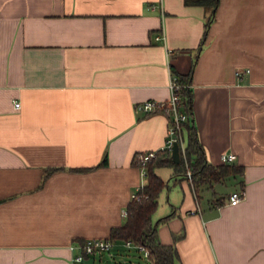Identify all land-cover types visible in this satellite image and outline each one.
<instances>
[{
    "label": "crops",
    "instance_id": "0c3cea01",
    "mask_svg": "<svg viewBox=\"0 0 264 264\" xmlns=\"http://www.w3.org/2000/svg\"><path fill=\"white\" fill-rule=\"evenodd\" d=\"M173 76L188 80L208 163L242 173L197 186L156 166L158 238L177 264H264V0H219L214 13L184 0H0V264H74L73 246L124 224L147 180L136 155L168 139V117L137 105L168 101Z\"/></svg>",
    "mask_w": 264,
    "mask_h": 264
},
{
    "label": "trees",
    "instance_id": "16d2710c",
    "mask_svg": "<svg viewBox=\"0 0 264 264\" xmlns=\"http://www.w3.org/2000/svg\"><path fill=\"white\" fill-rule=\"evenodd\" d=\"M184 2L187 5L203 6L214 13L219 0H184ZM179 81L184 85H189L188 80L185 78H181ZM182 96L183 108L188 115V120L183 123V134L187 141L189 166L195 184L198 186L206 182L219 183L230 175L242 173L241 169H235L228 164L214 166L208 163L193 121L192 93L190 89H184ZM106 165L107 158L103 160L99 167ZM156 166H172L180 172L176 175L186 178L187 170L184 161L176 164L173 162L171 155L162 154L158 159L150 162L147 165L146 184L143 189L138 191L140 199H131L127 205V217L124 224L119 227H113L109 237L106 239L117 243L124 242V244L127 241H131L135 245L143 246L150 251L147 259L151 264H177L175 247L165 246L160 242L157 225L152 219L159 206V196L167 187V183L155 173L154 169ZM87 170L89 169H74L75 172ZM124 249L129 250L126 247ZM136 251L139 250L136 249ZM106 253H110V251L100 253L98 256L101 257ZM93 257L95 258V256Z\"/></svg>",
    "mask_w": 264,
    "mask_h": 264
},
{
    "label": "built area",
    "instance_id": "2783aa9c",
    "mask_svg": "<svg viewBox=\"0 0 264 264\" xmlns=\"http://www.w3.org/2000/svg\"><path fill=\"white\" fill-rule=\"evenodd\" d=\"M165 34L158 36L157 40H164ZM249 70H239L236 72L237 77L241 78ZM170 91L171 97L168 101H156V100H148L137 105V110L144 112L146 114H152L155 112H163L169 119V128H168V139L165 147L161 151H147L144 153H139L135 157V162L140 168L141 176L143 179L147 177V165L162 154L171 155L172 148L175 143L179 145L181 156L185 161V165L187 168V178L191 181L193 180L192 171L190 168V161L187 153V144L186 138L183 134V123L188 120V115L183 108V90L189 89V85L182 84L179 79L175 76L171 78L170 81ZM15 107L19 108L20 103H15ZM225 163H232L236 160V155L234 153L224 154L222 157ZM145 186V181L143 180L140 189H143ZM138 191L135 192L132 196L134 199H140L138 195ZM245 199V192L236 191L229 196V203L231 205H237L241 201ZM115 246V242L106 239V238H91L84 241V243L73 246L72 248L76 249L78 252L73 257L74 264H88V260L95 255H98L103 252L111 251ZM124 246L127 249H138L140 252L142 251L145 257L150 255V251L145 249L143 246L135 245L131 241L125 242Z\"/></svg>",
    "mask_w": 264,
    "mask_h": 264
},
{
    "label": "rangeland",
    "instance_id": "374dc122",
    "mask_svg": "<svg viewBox=\"0 0 264 264\" xmlns=\"http://www.w3.org/2000/svg\"><path fill=\"white\" fill-rule=\"evenodd\" d=\"M155 215H157V213ZM110 253H106V255L109 257ZM111 257L110 261L106 264H149V261L145 257L144 253L142 251H136V249L126 250V253L119 257Z\"/></svg>",
    "mask_w": 264,
    "mask_h": 264
},
{
    "label": "water",
    "instance_id": "95a60500",
    "mask_svg": "<svg viewBox=\"0 0 264 264\" xmlns=\"http://www.w3.org/2000/svg\"><path fill=\"white\" fill-rule=\"evenodd\" d=\"M171 158H172L173 162L176 164H179L181 162L180 149H179V145L177 143H175L173 148H172Z\"/></svg>",
    "mask_w": 264,
    "mask_h": 264
}]
</instances>
